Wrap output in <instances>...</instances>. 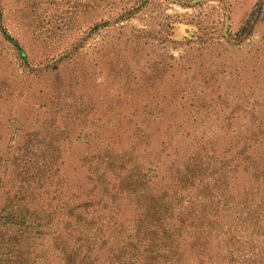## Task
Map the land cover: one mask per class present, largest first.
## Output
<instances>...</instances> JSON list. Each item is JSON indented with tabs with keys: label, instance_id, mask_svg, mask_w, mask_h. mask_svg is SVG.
<instances>
[{
	"label": "rangeland",
	"instance_id": "1",
	"mask_svg": "<svg viewBox=\"0 0 264 264\" xmlns=\"http://www.w3.org/2000/svg\"><path fill=\"white\" fill-rule=\"evenodd\" d=\"M43 143L74 205L91 194L97 155L133 158L149 178L210 145L216 168L233 166L227 199L242 203L207 214L254 216L240 243L225 239L253 252L251 230L264 238V0H0V177L16 151ZM183 228L165 264H215L222 243L202 235L212 225ZM14 231L0 235V264H20L15 236L5 242Z\"/></svg>",
	"mask_w": 264,
	"mask_h": 264
},
{
	"label": "trees",
	"instance_id": "2",
	"mask_svg": "<svg viewBox=\"0 0 264 264\" xmlns=\"http://www.w3.org/2000/svg\"><path fill=\"white\" fill-rule=\"evenodd\" d=\"M197 147L179 167L171 161L158 176L164 165L161 162L149 178L133 158L125 161L112 153L97 155L91 165L96 171L90 180L91 194L74 205L63 199L62 170L55 168L62 166L57 163L54 144L43 143L34 151L26 146L12 155L1 173L4 177L10 173L17 185L11 192L10 176L6 180L0 177V220L6 227L1 238L17 227L5 242L15 236L20 264H29L30 253H36L39 260L50 257L53 264H165L170 260L167 253L172 252L170 243L183 227L199 231L211 224L213 232L202 235L209 240L214 235L222 243L215 264H264L262 233L256 236L251 230L248 240L253 252L247 254L234 251L225 241L240 243L250 227L243 222H251L254 216L243 214L220 223L216 214H207L212 204L228 210L229 203L240 206L242 199H227L234 171L230 162L216 168L211 146ZM35 154L40 161L32 160Z\"/></svg>",
	"mask_w": 264,
	"mask_h": 264
}]
</instances>
